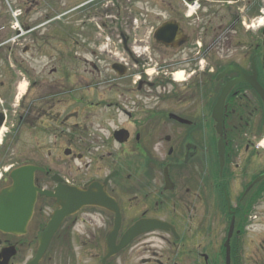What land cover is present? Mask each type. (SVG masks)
Wrapping results in <instances>:
<instances>
[{
	"label": "flooded vegetation",
	"instance_id": "flooded-vegetation-1",
	"mask_svg": "<svg viewBox=\"0 0 264 264\" xmlns=\"http://www.w3.org/2000/svg\"><path fill=\"white\" fill-rule=\"evenodd\" d=\"M58 1L60 9L54 0H0V192L13 170L31 165L41 191L99 184L120 214L119 238L140 220L172 226L137 236L106 264H120L124 252L130 264L136 256L139 264H226L227 242L229 264H264L252 228L259 189L246 191L264 163L254 90L264 89L263 1H215L217 13L212 1ZM221 89H230L222 174L211 133ZM96 107L103 116L90 118ZM69 159L81 162L77 182ZM56 208L38 192L26 233L0 231V251L16 248L9 264L21 247L36 249ZM85 209L97 211L100 238L112 229L116 211ZM100 248L101 260L104 240Z\"/></svg>",
	"mask_w": 264,
	"mask_h": 264
},
{
	"label": "water",
	"instance_id": "water-1",
	"mask_svg": "<svg viewBox=\"0 0 264 264\" xmlns=\"http://www.w3.org/2000/svg\"><path fill=\"white\" fill-rule=\"evenodd\" d=\"M228 90L229 89L222 90L212 111V117L216 122L215 129L219 135L217 140V153L220 168H222L224 164L225 151L222 136V107ZM262 96L264 99V92ZM34 170L35 169L32 167H25L12 173L13 184L0 193V230L16 233H23L25 231L36 198L37 189L33 182ZM262 178H264V174L258 177L254 182H258ZM54 196L56 197L59 209L52 214L45 228L38 235V249L36 255L28 264L39 263L54 233L65 217L76 213L83 206H99L109 210H115L113 208L114 205L108 201L102 188L95 182H90L87 189L74 186L58 188ZM164 225V223L157 220L138 221L128 228L122 235L119 243H116L120 227V216L119 213H116L114 228L106 236V254L101 263L105 264L108 258L119 253L136 236L154 229H164ZM13 255V247L5 248L1 252L0 258L4 259V264H6Z\"/></svg>",
	"mask_w": 264,
	"mask_h": 264
},
{
	"label": "rangeland",
	"instance_id": "rangeland-1",
	"mask_svg": "<svg viewBox=\"0 0 264 264\" xmlns=\"http://www.w3.org/2000/svg\"><path fill=\"white\" fill-rule=\"evenodd\" d=\"M119 1V0H117ZM54 5L57 6L58 9L61 8L60 2L58 0H54ZM213 12L217 13V3L213 4ZM135 6V5H134ZM59 14V13H58ZM55 14V15H58ZM217 16H220V12L218 11ZM128 111H131L129 108H125ZM150 111V109L148 110ZM141 113V112H140ZM90 118L102 117L103 113L100 108L91 110ZM115 116L118 119V123H122L124 119L127 118L125 112L121 110H116ZM143 116L145 114L143 113ZM82 123V119L80 120ZM212 142L215 138V130L212 128ZM214 137V138H213ZM262 154V153H261ZM264 156V154H262ZM70 160V174L69 180L77 182L79 180L80 174L77 173L76 169L81 165V162L74 160ZM90 158H86L84 162H88ZM71 169V170H70ZM92 174L86 176L89 178ZM256 216L258 217V224H254L252 228L255 231L260 232L261 239V248L260 253L261 257H264V195L261 197L260 206L256 209ZM98 217L97 211L94 209H85L75 218L76 221H71L69 225V229L67 230V234L61 238H54L52 243L49 246L47 251V255L44 256L41 262L43 263H51V264H99L100 262V247L103 244V240L105 234L100 238L98 235L97 225L93 224V220ZM96 246V247H95ZM98 247V250L96 248ZM35 248L30 247L28 249L21 247L17 257L15 258V264H25L29 259H31L34 255ZM128 256L127 253H123V257L121 258L120 264H130L131 262L126 259ZM146 257V255H144ZM142 256H136L132 260L134 264H139ZM263 263V262H262Z\"/></svg>",
	"mask_w": 264,
	"mask_h": 264
},
{
	"label": "bare ground",
	"instance_id": "bare-ground-1",
	"mask_svg": "<svg viewBox=\"0 0 264 264\" xmlns=\"http://www.w3.org/2000/svg\"><path fill=\"white\" fill-rule=\"evenodd\" d=\"M176 77L180 78V77H181V75H180V74H178ZM19 89H21V90H22V89H25V85H24V84H23V85H21V86L19 87ZM111 204H113V205H114V207H113V208L115 209V204H114V202H113V201L111 202Z\"/></svg>",
	"mask_w": 264,
	"mask_h": 264
}]
</instances>
